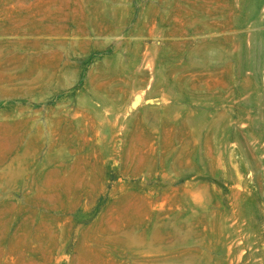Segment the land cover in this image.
I'll list each match as a JSON object with an SVG mask.
<instances>
[{"label":"rangeland","instance_id":"1","mask_svg":"<svg viewBox=\"0 0 264 264\" xmlns=\"http://www.w3.org/2000/svg\"><path fill=\"white\" fill-rule=\"evenodd\" d=\"M243 1L0 0V83L73 74L0 94V264H264V49L258 78L236 57L264 0ZM248 77L259 102L219 100Z\"/></svg>","mask_w":264,"mask_h":264},{"label":"bare ground","instance_id":"2","mask_svg":"<svg viewBox=\"0 0 264 264\" xmlns=\"http://www.w3.org/2000/svg\"><path fill=\"white\" fill-rule=\"evenodd\" d=\"M257 1H258V0H244V1H243L244 4H243V3H242V4L245 5V7H247V9L252 10V9L254 8V6L256 5V2H257ZM263 6H264V5H263ZM200 10H201V9H200ZM205 11H206V10H205ZM203 12H204V11H203ZM204 14H205V13H204ZM216 16H217V15H216ZM211 17H214V16H211ZM211 26H212V25H211ZM213 27H214V25H213ZM195 29H196V28H195ZM191 30H192V29H191ZM257 35H258V37L256 36V37H257V40H256L257 45H256L255 49H253V50H249L248 53H246L245 50L242 49V47H240V48H241V50H239L240 53L237 52L238 55H237L236 57H237V58L240 57V60H241V61L239 60L240 62H238V63H240V67H239V73H240V74H242L241 64H242L243 62H244V63L247 62V63H250V64L252 65V67H253V71H252V73H253L254 75H256L255 77L258 78V75H259V73H260V56H261V53H262V51H263V49H264V42H263L262 35H261L260 33H259V34L257 33ZM254 38H255V37H254ZM201 40H204V41H205L206 39H200V41H201ZM207 40H208V39H207ZM207 40H206V43H207L208 41H209V42H210V41H212V42L215 41L214 39H213L214 41H213V40H208V41H207ZM215 42H216V41H215ZM203 43H204V42H203ZM203 43H202V44H203ZM206 43H205L204 45H205V48H206V47H209L208 49H206V50H208V51H209V49H210V46H209V45H216V44H217V42H216V43H213V44H211V42H210V44L208 43L209 45H207ZM254 43H255V42H254ZM206 45H207V46H206ZM217 45H219V44H217ZM226 46H227V45H226ZM203 47H204V46L202 45V47H200V48H202V49L204 50L205 48H203ZM211 47H212V46H211ZM238 47H239V46H238ZM200 48H199V49H200ZM220 48H221V47H220ZM223 48H226V47L223 46ZM240 48H239V49H240ZM202 49H200V51H201ZM211 49H212V48H211ZM211 49H210V50H211ZM214 49H215V51L217 52L218 48H213L212 50H214ZM216 49H217V50H216ZM227 50H228V48H227ZM204 51H205V50H204ZM197 52H198V50H197ZM216 52H215V53H216ZM193 53H194V51H193ZM193 53H192V54H193ZM195 53H196V51H195ZM195 53H194V54H195ZM200 53H201V52H199V54H200ZM204 53H205V52H203V56H202V57H201V56H198V55H196V56L202 58V59L199 58L200 60H203V57L207 60V57H206V53H207V52L205 53V55H204ZM209 53H210V52H209ZM211 53L214 54V52H211ZM228 53H230V52H228ZM234 53H235V52H234ZM186 54H188V53H186ZM186 54H185V56H186ZM192 54H191V55H192ZM194 54H193V55H194ZM207 54H208V53H207ZM225 54H226V53H224V52L220 49V50L216 53V56H215L216 60H222V59H224V57L227 55V54H226V55H225ZM191 55L189 54V56H191ZM201 55H202V54H201ZM208 55H209V54H208ZM210 55H211V54H210ZM210 55H209V56H210ZM214 55H215V54H214ZM234 55H236V54H234ZM234 55H233L232 57H234ZM185 56L183 55L184 59H185ZM196 56H195V58H196ZM186 57H188V56H186ZM192 57H193V56H192ZM198 57H197V58H198ZM210 57H213V58H214L213 55L210 56ZM210 57H209V58H210ZM227 57H228V56H227ZM213 58H212V60H213ZM186 59H187V58H186ZM186 59H185V60H186ZM191 59H192V60H191ZM191 59L189 58V59H188L189 61H188V60H187V61H188V62H191V61L194 62L193 58H191ZM199 59H198V60H199ZM190 60H191V61H190ZM200 60H199V62H200ZM187 61H186V62H187ZM195 61H196V60H195ZM193 62H191V63H193ZM202 62H205V61L203 60ZM219 62H220V61H218V63H219ZM195 63H196V62H195ZM205 64H206V63H205ZM240 76H241V75H240ZM244 78H245V77H244ZM248 78H249V77H248ZM246 79H247V78H246ZM244 80H245V79H244ZM170 81H171V82H172V81L174 82V80H170ZM233 81H235V80H233ZM175 82H176V81H175ZM175 82H174V84H171V83L169 82V84H170L171 86H172V85L175 86ZM245 82H246V83H241V84H238V83L236 84V83H235L236 86L233 84L234 86H233V85H232L231 87L229 86L230 88H229V87H226V88L224 87L225 89L229 88V90H227V91H229V93L226 92V93H223V94H222V93L218 92V93H220V94L222 95V96L220 95V96H221V97H220L221 99H220L219 96H218L219 100H220V101H225V100H226V101H235L236 99H237L238 101H244V100H247V99H248L247 101H249V100H250V101H258V100H260V99L262 98V95H263V94H262L261 89L259 88V86H257L256 83H255L254 81H252L251 78H249V79H248L247 81H245ZM170 85H169V86H170ZM169 86H168V87H169ZM177 86H181V85L178 84ZM172 87H173V86H172ZM175 89H176V87L173 88L172 90L174 91ZM177 89H178V87H177ZM182 90H183V89H182ZM182 90L180 89V92H181ZM169 91H170V92H173V91H171V89H169ZM178 91H179V90H178ZM183 91H184V90H183ZM183 91H182V92H183ZM174 92H175V91H174ZM176 92H177V91H176ZM180 92H178L179 95L177 94V96H175V97H178V96L180 97L181 95L183 96L184 93H185V92H184V93L181 94ZM172 94H173V93H172ZM175 94H176V93H175ZM175 94H174V95H175ZM185 94H186V93H185ZM179 97H178V98H179ZM185 97H186V96H185ZM188 97H189V96H188ZM181 98H182V97H181ZM183 98H184V96H183ZM183 98H182V99H183ZM189 98H190V97H189ZM218 98H216V99H218ZM138 99H139V98H138ZM186 99H187V98H186ZM139 100H141V99H139ZM184 100H185V98H184ZM187 100H188V99H187ZM220 101H219V102H220ZM247 101H246V102H247ZM250 101H249V102H250ZM258 102H259V101H258ZM201 115H202V114H201ZM203 115H205V114L203 113ZM199 116H200V115H199ZM199 116H198L197 119H194V118H193L194 120H191V121H193L194 125L196 126V128H195V127H194V128L202 132V130H203V127H202V122H203V121H202V120L205 121V119H206V121H207V117H206V115H205L206 118L203 116L204 119H202V117L200 118ZM192 117H193V116H192ZM192 117H190V118H192ZM195 118H196V117H195ZM220 118H223V114H221V117H220ZM153 120H154V119H152L151 121L153 122ZM188 120H190V119H188ZM208 120H210V119H208ZM217 120H218V119H216L215 122H218ZM221 120L223 121L224 118L221 119ZM221 120L219 119V122H220ZM186 121H187V120H186ZM152 122H151V123H152ZM155 122H156V121H154L153 123L156 124ZM187 122H188V121H187ZM213 122H214V121H213ZM213 122L211 121L212 124H213ZM153 123H152V124H153ZM184 124H185V123H184ZM215 124H216V123H215ZM217 124H218V123H217ZM223 124H224V123H223ZM223 124H222V126H224V127L227 126L226 124H224V125H223ZM190 125H191V124H190ZM210 125H211V124H210ZM210 125L207 126L208 129L211 128V127L209 128ZM191 126H192V125H191ZM212 126H213V125H212ZM218 126H219V124H218ZM218 126H217V127H218ZM197 127H198V128H197ZM201 127H202V130H201ZM205 127H206V126H205ZM224 127H222V128H224ZM199 128H200V129H199ZM205 129H206V128H205ZM220 129H221V128H220ZM224 129H225V128H224ZM224 129H223V130H224ZM210 130H211V129H210ZM216 131L219 132V130H216ZM221 131H222V130H221ZM211 132H213V130H211ZM213 133H214V132H213ZM213 133H212V134H213ZM221 133H222V132H221ZM215 135H216L215 137L217 138V134H216V132H215ZM221 135H222V134H221ZM218 137H219V139H221L220 136H218ZM190 140H191V139H190ZM222 140H223V139H222ZM218 142H219V141H218ZM198 143H199V142H198ZM215 143L217 144V141H216ZM216 144H215V145H216ZM192 145H193V144H192ZM198 145H199V144H198ZM197 157H198V156H197ZM200 159H201V158H200ZM200 163H201V160H200ZM183 167H184V166H183ZM208 194H209V193H208ZM204 196H205V195H204V193H203V197H204ZM210 196H211V195H210ZM200 198H201V197H200ZM206 198H207V197H206ZM195 199H196V198H195ZM207 200H209V197H208ZM188 202H189V201H188ZM195 202H196V200H195ZM198 202H199V201H198ZM207 202H208V201H207ZM207 202H206V203H207ZM209 202H210V201H209ZM199 203H200V202H199ZM199 203H198V204H199ZM204 203H205V202H203V204H204ZM208 204H209V203H208ZM210 204H211V203H210ZM217 205H218V204H217ZM217 205H216V206H217ZM205 206H206V204H205ZM205 206L203 205L204 208H206ZM201 207H202V206H201ZM199 208H200V207H199ZM212 208H213V207H212ZM206 209H207V208H206ZM208 210H209V209H208ZM200 211H204V212H206L207 210L205 211V210H202V209H201ZM214 211H215V210H214ZM216 211H217V210H216ZM189 212H190V211H189ZM190 213H191V212H190ZM210 213H211V211H210ZM213 213H214V212H213ZM199 214H200V213H199ZM202 214H203V212H202ZM206 214H207V212H206ZM211 214H212V213H211ZM236 214H237V213H236ZM188 215L190 216V214H188ZM200 215H201V214H200ZM209 215H210V214H209ZM214 215H215V214H214ZM192 216H193V215H192ZM192 216H191V217H192ZM201 216H202V215H201ZM204 217H206V216L204 215ZM210 217H211V216H210ZM218 217H219V215H218ZM202 218H203V217H202ZM214 218H215V216H214ZM192 219H193V218H192ZM204 219H205V218H203L202 221H203ZM219 219H220V217H219ZM219 219L217 218V221H218ZM211 220H212V219H211ZM213 220H214V219H213ZM213 220H212V221H213ZM215 220H216V218H215ZM242 220H243V219H242ZM186 221H187V220H186ZM221 221H225V220H221ZM173 222H174V221H173ZM173 222H172V224H173L172 226H173V228H174V224H176V223H173ZM175 222H176V221H175ZM188 222H189V221H188ZM188 222H187L188 225L186 224V226H187V227H188V226L190 227V225H189ZM199 222H200V224L202 223L201 220H199ZM169 223H170V222H169ZM177 223H178V221H177ZM184 223H185V222H184ZM195 223H196V222H195ZM197 223H198V222H197ZM210 223H211V222H210ZM217 223H218V222H217ZM217 223H215V224H216V225L223 224V222L220 223V224H217ZM227 223H228V222H227ZM178 225H179V224H177V228H178V227H181V226H178ZM202 225H205V224H202ZM213 225H214V224H213ZM213 225L211 224L210 226H213ZM186 226H185V227H186ZM191 226H192V225H191ZM224 226H225V225H224ZM175 227H176V226H175ZM187 227H186V228H187ZM192 227H193V226H192ZM186 228H185V229H186ZM214 228H215V227H214ZM174 229H175V228H174ZM178 229H181V228H178ZM185 229H184V230L181 229V230H182V231H181V232H182V234H181L182 236H181V237H183L182 239H183V240L185 239V240H188V241H189L190 239L192 240V239H193V236H192L193 233L191 234L192 230L189 231V230L186 229L187 231H185ZM212 229H213V227H212ZM175 231H176V230H175ZM179 231H180V230H179ZM188 231H189V232H188ZM181 232H180V233H181ZM180 240H181V239H180ZM181 241H182V240H181ZM195 243H196V242H195ZM194 257H195V256H194ZM201 257H202V256H201ZM189 259H191V260H189ZM189 259H188V260H189V263H191V264H195L197 261L200 260V259H198V257H197L196 259L194 258L195 260H194L192 257H191V258L189 257ZM186 261H187V260H186ZM200 262L202 263L203 261H200ZM200 262H197V263L201 264ZM185 263H187V262H185ZM197 263H196V264H197ZM203 263H204V264H207L208 261H207V263H205V261H204ZM208 264H209V263H208Z\"/></svg>","mask_w":264,"mask_h":264},{"label":"crops","instance_id":"3","mask_svg":"<svg viewBox=\"0 0 264 264\" xmlns=\"http://www.w3.org/2000/svg\"><path fill=\"white\" fill-rule=\"evenodd\" d=\"M24 33V31H22ZM21 52H16L21 55H25L23 53V49L19 48ZM23 61H28L27 57H23ZM110 62V61H109ZM27 63L15 64L13 68L8 70V82L6 84L0 83V94L1 92L7 91L6 95L10 94V91L13 92H25V88L23 87L26 81L28 83H34L36 81L42 79H66L69 80L72 77V70H68L67 67H62L60 69H47L39 65H33L30 67H25Z\"/></svg>","mask_w":264,"mask_h":264}]
</instances>
